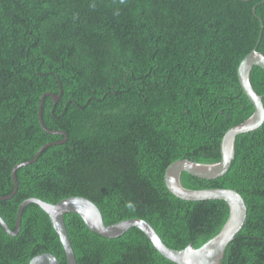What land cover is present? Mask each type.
I'll return each mask as SVG.
<instances>
[{
  "label": "trees",
  "instance_id": "trees-1",
  "mask_svg": "<svg viewBox=\"0 0 264 264\" xmlns=\"http://www.w3.org/2000/svg\"><path fill=\"white\" fill-rule=\"evenodd\" d=\"M264 53V0H0V215L16 228L27 198L93 200L106 224L150 222L172 248L200 247L229 216L222 199L190 201L165 182L180 158L221 159L225 132L254 112L238 67ZM250 80L263 95L264 67ZM188 188L226 187L248 214L221 264H264V122L239 134L221 177L182 172ZM65 222L78 264H178L137 227L115 238L91 231L76 213ZM67 264L49 215L36 203L17 235L0 223V264H29L41 253Z\"/></svg>",
  "mask_w": 264,
  "mask_h": 264
},
{
  "label": "water",
  "instance_id": "water-1",
  "mask_svg": "<svg viewBox=\"0 0 264 264\" xmlns=\"http://www.w3.org/2000/svg\"><path fill=\"white\" fill-rule=\"evenodd\" d=\"M255 64L264 67V53L255 47L240 62L238 67L240 83L251 102L254 105V112L244 121L233 125L224 134L221 142V159L214 163L199 162L194 159L180 158L173 161L166 169L165 182L168 189L177 197L190 200L222 199L229 206V216L221 230L206 241L200 247L189 244L182 249L172 248L160 237L154 226L145 219L134 217L123 219L115 223L106 224L104 216L99 206L85 196L73 195L61 199L56 203L45 201L38 197L25 199L17 211L16 228L11 229L0 215V223L4 230L10 235H17L22 222V212L29 203L38 204L48 215L50 221L58 233L63 245L67 264H78L76 253L73 248L68 229L65 222L66 213L79 214L86 226L93 232L106 237L115 238L126 233L131 227L142 230L154 247L167 259L178 264H221L228 244L233 241L243 228L247 214V204L242 194L234 188L209 187V188H188L181 182L182 172H189L206 179H215L223 176L229 170L235 156V140L239 134L246 133L259 128L264 122V101L263 95L259 94L252 85L250 74ZM47 92L42 95L39 108L41 126L50 133L64 134L65 138L59 142H51L43 145L32 159L17 163L12 169L14 180L13 191L5 196L0 195V199L12 198L18 189V179L16 171L22 166L29 165L36 161L42 151L54 143H62L68 137L64 131L48 129L42 118V106L46 95H51L55 102H58L62 95ZM29 264H61L58 258L45 252L34 256Z\"/></svg>",
  "mask_w": 264,
  "mask_h": 264
}]
</instances>
